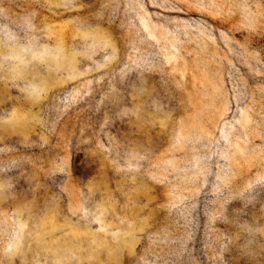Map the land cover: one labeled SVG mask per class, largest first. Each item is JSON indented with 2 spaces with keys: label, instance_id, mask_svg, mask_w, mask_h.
Segmentation results:
<instances>
[{
  "label": "rangeland",
  "instance_id": "rangeland-1",
  "mask_svg": "<svg viewBox=\"0 0 264 264\" xmlns=\"http://www.w3.org/2000/svg\"><path fill=\"white\" fill-rule=\"evenodd\" d=\"M0 264H264V0H0Z\"/></svg>",
  "mask_w": 264,
  "mask_h": 264
}]
</instances>
